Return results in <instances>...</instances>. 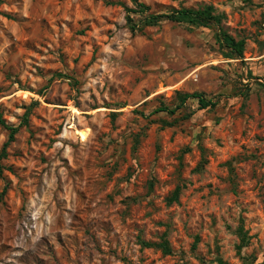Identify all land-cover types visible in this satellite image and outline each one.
I'll use <instances>...</instances> for the list:
<instances>
[{
  "label": "rangeland",
  "instance_id": "1",
  "mask_svg": "<svg viewBox=\"0 0 264 264\" xmlns=\"http://www.w3.org/2000/svg\"><path fill=\"white\" fill-rule=\"evenodd\" d=\"M0 115V264H264V0H0Z\"/></svg>",
  "mask_w": 264,
  "mask_h": 264
},
{
  "label": "trees",
  "instance_id": "2",
  "mask_svg": "<svg viewBox=\"0 0 264 264\" xmlns=\"http://www.w3.org/2000/svg\"><path fill=\"white\" fill-rule=\"evenodd\" d=\"M141 7L144 8L143 5H141ZM162 17H165L172 21H185L195 26H204V27L213 24L219 25L222 18L221 15L215 14V10L212 5H206V4H203L197 8H181L180 10H177L172 14L166 16L153 15L150 16L149 21L157 22ZM128 22L131 23V20L129 18H128ZM131 29L132 30L135 29V26L133 24H131ZM217 40L221 42V45L228 48L233 55H235L236 57H242L244 51V45H245V42L243 40L234 41L230 36H228L225 32H223L221 28H218ZM187 99L196 100L199 105V109H205L208 107L213 108L216 106L217 103L215 100L205 98L202 93L184 94L180 98L181 100L180 103L174 108L170 109L167 106H160L155 110V112H166L173 114L175 113V111L182 108V106L184 105ZM29 112L30 109H27L24 112L21 124L27 123ZM0 126L8 131L7 140L5 141L1 149V157H3L6 154L7 146L14 140V136L18 130V127L7 124L1 115H0ZM177 196L178 193L174 192L171 200H176ZM244 238L245 235L242 233L240 239L244 240ZM143 245L148 246V243L143 242ZM156 246L160 247L164 253L170 252L166 241L156 244Z\"/></svg>",
  "mask_w": 264,
  "mask_h": 264
}]
</instances>
